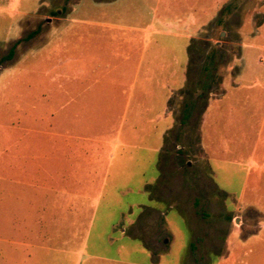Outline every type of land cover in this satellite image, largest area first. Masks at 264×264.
<instances>
[{"label": "rangeland", "instance_id": "374dc122", "mask_svg": "<svg viewBox=\"0 0 264 264\" xmlns=\"http://www.w3.org/2000/svg\"><path fill=\"white\" fill-rule=\"evenodd\" d=\"M0 264H264V0H0Z\"/></svg>", "mask_w": 264, "mask_h": 264}, {"label": "trees", "instance_id": "16d2710c", "mask_svg": "<svg viewBox=\"0 0 264 264\" xmlns=\"http://www.w3.org/2000/svg\"><path fill=\"white\" fill-rule=\"evenodd\" d=\"M232 10H233V4L232 3L228 4L227 6H225L224 9L222 10V13H221L220 17L217 20V24H222L226 12L231 13ZM30 36L31 35H29V37ZM13 53H14L13 50H11L9 56H13ZM194 104L195 103L192 102V104H189L188 107L185 109V111H184V121L185 122L184 123H186L187 119H189L190 113H191V111L193 109Z\"/></svg>", "mask_w": 264, "mask_h": 264}, {"label": "crops", "instance_id": "0c3cea01", "mask_svg": "<svg viewBox=\"0 0 264 264\" xmlns=\"http://www.w3.org/2000/svg\"><path fill=\"white\" fill-rule=\"evenodd\" d=\"M169 129H170V128H169ZM169 129H168V130H169ZM164 146H165V143H164V145H163V149H162V151L164 150Z\"/></svg>", "mask_w": 264, "mask_h": 264}]
</instances>
